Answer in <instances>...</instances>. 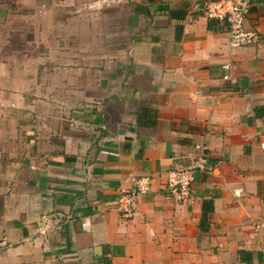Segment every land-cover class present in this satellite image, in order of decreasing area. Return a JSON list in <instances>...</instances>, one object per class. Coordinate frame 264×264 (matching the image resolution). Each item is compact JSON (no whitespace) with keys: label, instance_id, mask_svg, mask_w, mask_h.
I'll use <instances>...</instances> for the list:
<instances>
[{"label":"crops","instance_id":"crops-1","mask_svg":"<svg viewBox=\"0 0 264 264\" xmlns=\"http://www.w3.org/2000/svg\"><path fill=\"white\" fill-rule=\"evenodd\" d=\"M94 1L121 10L126 43L61 100L22 65L26 1L0 0V264H264V0L245 25L259 43L237 48L207 0ZM197 145L209 171L174 203L166 172Z\"/></svg>","mask_w":264,"mask_h":264},{"label":"rangeland","instance_id":"rangeland-1","mask_svg":"<svg viewBox=\"0 0 264 264\" xmlns=\"http://www.w3.org/2000/svg\"><path fill=\"white\" fill-rule=\"evenodd\" d=\"M22 1L28 5L22 9V65L33 66L40 95L64 100L82 93L87 76L98 82L102 67L108 77L115 70L126 36L113 2L99 8L94 0Z\"/></svg>","mask_w":264,"mask_h":264},{"label":"built area","instance_id":"built-area-1","mask_svg":"<svg viewBox=\"0 0 264 264\" xmlns=\"http://www.w3.org/2000/svg\"><path fill=\"white\" fill-rule=\"evenodd\" d=\"M252 0H207L204 3V13L207 18L218 20L227 27L229 43L232 47L254 46L260 41V34L246 28V17L251 9ZM228 69V66H224ZM198 155L188 167L174 168L166 172L165 189L170 199L177 204H192L191 183L196 172L207 173L203 147L196 146ZM133 186L122 192L116 200V210L124 219H130L135 211L137 200L147 194L152 186L149 176L132 179ZM7 239L0 238V248L7 246Z\"/></svg>","mask_w":264,"mask_h":264}]
</instances>
